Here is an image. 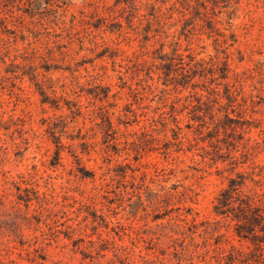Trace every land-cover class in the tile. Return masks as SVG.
<instances>
[{"label": "rangeland", "instance_id": "1", "mask_svg": "<svg viewBox=\"0 0 264 264\" xmlns=\"http://www.w3.org/2000/svg\"><path fill=\"white\" fill-rule=\"evenodd\" d=\"M217 1L212 11V0H71L56 18L0 5V117L15 124L0 131V264H207L179 260L167 248V238L157 241L158 225L168 224L169 217L153 219L163 210L152 195L173 193L176 185L185 193L184 206L191 208L188 220L212 219V203L228 178L249 172L251 163L264 165V0ZM201 4L211 25L202 20ZM90 15L97 28L81 23ZM173 42L207 69L205 77L194 78V89L175 91L158 78L155 51L163 45L161 53L169 55ZM25 53L36 57L38 80L50 79L46 92L53 105L41 103L26 76L2 80L12 77L5 73L10 64L18 66V76L27 69ZM224 61L230 72L222 80L218 68ZM44 66L58 69L46 73ZM211 67L217 69L213 77ZM203 83L218 91L222 107L228 84L236 102L234 112H227L249 126L231 136H216L211 125L198 129L183 106L190 93L205 95ZM95 86L109 88L106 100L87 93L101 94ZM67 102L77 104L74 114ZM97 107H105L116 130L117 149L109 157L101 153L105 136L96 125L101 121ZM152 129L159 144L139 143L137 136ZM171 129L178 132L180 146ZM78 135L84 140H72ZM167 141L175 144L165 155ZM82 142L95 146L84 151ZM245 146L252 147L249 160L232 172L226 155L238 158ZM125 165V186L117 187L110 178ZM13 183L30 191L27 209L23 203L12 208Z\"/></svg>", "mask_w": 264, "mask_h": 264}, {"label": "trees", "instance_id": "2", "mask_svg": "<svg viewBox=\"0 0 264 264\" xmlns=\"http://www.w3.org/2000/svg\"><path fill=\"white\" fill-rule=\"evenodd\" d=\"M126 0H115L116 4L125 2ZM158 1V0H155ZM163 2V0H160ZM217 0H212V11L217 7ZM226 3V2H225ZM7 7V5H19L18 10L30 15V16H42L44 13L56 18L59 11L64 12L66 8L71 5V0H0V5ZM204 12L202 14V20L211 25L210 17L208 16L207 6L201 4ZM154 9L155 5H150ZM187 8H193V5L187 3ZM93 16H89V20L81 19V23L87 25L89 28L92 26L97 28L93 23ZM160 16H155V19L159 21ZM212 28V27H210ZM185 31V30H184ZM190 33V31H188ZM78 35V33L76 34ZM72 39V37H71ZM72 41V40H71ZM171 54H162L160 46L155 51L156 56L153 60H158L157 69L161 70V75L158 76L162 80L164 86L172 85L174 90L186 89L190 86L192 89L197 87V84L193 82L195 77H205L207 69L203 62L195 61L194 57L179 52L180 45L178 42H173L171 45ZM184 51H189L185 49ZM49 53V52H48ZM189 58L188 62L184 61V58ZM23 61L28 62L25 66L26 70H22L21 76L17 75L15 70L18 66L10 64L11 70L6 69L5 73H11L12 77H4L3 81L13 82V79H22L28 77L29 81L33 82L36 86L40 96L41 103L46 104L56 103L55 99H51L46 89L50 86H46L48 82H51L49 78L42 75L44 80H38L37 67L33 66L34 54L27 55L22 54ZM42 58V57H40ZM3 63V61H2ZM153 63V62H152ZM222 68H218L220 72V78L225 80L228 78L230 67L226 61L222 62ZM152 65V66H153ZM46 73L51 69H58L54 66L42 67ZM216 67L208 69V74L212 77L216 73ZM150 72H147L149 75ZM211 83V81H210ZM205 85L203 83L204 96H197L196 93H190L184 100L186 104L183 106L185 110H188V114H192L190 120L198 122V129L209 128L212 126V131L216 136L222 133L224 136H231L232 132L236 129L243 130L245 126H249V122L241 120V116L231 118L228 110L233 113V104L236 102V98L233 97L230 92V87L226 84L225 99L226 105L220 106L217 98L218 91L211 87V85ZM13 85V84H12ZM94 89H100L101 94L96 91L87 92L92 95L94 100L103 101L108 98L109 88H101L100 86L93 87ZM93 93V94H92ZM102 95V96H100ZM114 97V96H113ZM192 98V99H191ZM204 98V99H202ZM68 110L74 114L75 110H78L77 104L73 102H67ZM212 103V105H210ZM213 104L218 105L216 112L213 110ZM74 109V110H73ZM222 111V117L217 116V113ZM96 114L101 119L100 123H97V128L104 134V148L101 149V153L105 156L110 155L111 149L116 151V130L114 129L112 122L109 119L108 111L105 107H97ZM208 114L209 123L205 121V115ZM240 114V113H239ZM10 124H14V121H3L0 117V131H8ZM191 127V126H189ZM179 130V128H176ZM171 129L174 133L173 138L178 141V132ZM231 133H228V131ZM156 132L152 129L151 132H141L137 136L139 143L151 142L159 144L153 133ZM51 133V132H50ZM54 137V134H52ZM84 136H76L72 138L84 140ZM170 141L164 142V154L169 152ZM181 141L176 142L175 146H180ZM56 154L59 156L61 146L57 144ZM80 146L84 147V151H89L90 147H94V144L88 145L86 142L80 143ZM252 147H244V151L240 153L239 157H232L228 153L226 158L230 161V165H234L232 172H234L235 165L239 163L245 164L249 160L251 155L249 151ZM2 149V147H0ZM255 149V147H254ZM6 150V148H3ZM217 152V150H216ZM88 153V152H86ZM242 160L238 162V160ZM225 160V158H224ZM223 160V161H224ZM128 165L118 167L120 172H117L111 176V181L115 182L119 186H125V179L127 176ZM249 172L237 171L233 177H229L226 187L219 190L212 203V213L214 217L212 219H203L198 221L196 217H192L191 220L187 219V215L190 214L191 208L184 206L186 197L184 192L176 191L177 186L172 185L170 191H165L163 195L153 194L154 202L157 209H162V214H155L154 220H161L165 217H169L168 224L158 225L160 233L158 234L157 241L160 237H165L168 240V249L172 248V254L179 260L192 261L193 259H199L207 264H264V165L258 166L251 163ZM133 179V178H132ZM14 184V183H13ZM142 186V185H140ZM16 193H14L15 200L12 201V208L18 207L21 203L27 209L31 198L29 190L21 189L14 184ZM140 198V196H138ZM152 203V201H151ZM89 209V207H87ZM41 211V210H40ZM172 213L177 215L171 217ZM41 214L40 212L38 213ZM88 215L89 214L88 212ZM91 224L96 222V217L92 216ZM26 218V217H25ZM40 218V217H39ZM88 216L84 217V220L88 221ZM172 221V223H170ZM96 228V227H94ZM231 228L232 232L228 235V230ZM73 231V230H72ZM70 237V236H66ZM102 240L99 241L100 245ZM91 247L95 246V242L88 241ZM158 242H156L157 244Z\"/></svg>", "mask_w": 264, "mask_h": 264}]
</instances>
